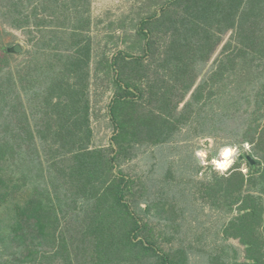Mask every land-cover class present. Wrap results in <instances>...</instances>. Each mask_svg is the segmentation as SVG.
Segmentation results:
<instances>
[{
	"label": "trees",
	"instance_id": "obj_1",
	"mask_svg": "<svg viewBox=\"0 0 264 264\" xmlns=\"http://www.w3.org/2000/svg\"><path fill=\"white\" fill-rule=\"evenodd\" d=\"M96 1L0 0V264H189L184 246L158 247L149 220L160 216L175 230L184 208L148 199L150 182L125 161L138 147L174 141L196 115L209 121L218 91L236 111L252 108L230 144L250 143L257 164L237 158L202 183L203 198L236 211L223 236L243 250L233 259L223 250L209 264H264V71L252 67L264 60V0H165L139 20L141 53L111 56L91 36L101 22ZM229 29L236 39L197 83ZM5 32L27 48L9 51ZM104 72L115 85V147L107 148L94 143L89 96Z\"/></svg>",
	"mask_w": 264,
	"mask_h": 264
},
{
	"label": "rangeland",
	"instance_id": "obj_2",
	"mask_svg": "<svg viewBox=\"0 0 264 264\" xmlns=\"http://www.w3.org/2000/svg\"><path fill=\"white\" fill-rule=\"evenodd\" d=\"M163 1L165 0L96 1L94 13L97 17L96 20L101 19V22L99 25L94 24V30L91 33V36H95L93 37L95 48L103 50L104 46H107V53L110 56L119 50L134 55L140 54L144 46V39L137 32L139 20L142 16L160 8ZM15 33L5 32L2 38L3 43L6 45L12 43L11 46L20 43L26 49L27 44L21 36L20 38ZM235 37L233 30L229 29L222 39H219L220 41L217 42L211 59L206 62L197 83L204 78L205 72L214 66V60L221 54L222 47L227 40L229 38L236 39ZM19 57L16 55L10 58L8 64L15 65L22 58ZM252 67L260 74L261 71H264V60L255 61ZM112 78L111 72H104L92 80L89 91L92 107L91 119L95 131L94 143L106 148L111 145L115 147L112 141L115 124L111 120L110 113V103L114 98L115 91ZM231 85L233 90L237 86V84ZM208 87L211 91H216L219 88L217 85L215 89L212 85ZM226 93L223 92L222 94L225 95L222 96L218 91L209 99V113L213 112L209 121L197 118L198 115H196L188 124L182 125L180 131L174 136V141L157 146L138 147L135 150L137 154L133 156V159L125 161V167H133L132 172L136 178L140 177L146 181L148 186L151 185L149 189L147 187L145 190L148 193V199H169L180 209L184 208L179 219L180 225L175 230L167 228L160 216L153 214L149 220H153L154 230L158 234V236L156 235L158 247L168 251L184 246L189 251V264H209V257L223 253V250L231 258L234 252H237L240 257L243 256V250L239 246L238 240H227L223 236L225 225L236 215V211L229 212L227 208L223 207L220 200L205 199L200 193L202 183L211 176V170L217 171L212 161L219 158L218 154L223 148L236 147L238 155L235 160L243 151L250 153L252 149L248 142L245 143L247 147L244 150H241L237 145L230 144L246 127V123L251 117L252 108L248 110L243 106L239 112L236 111V105ZM189 97L190 94L186 96V100ZM184 102H181L180 108ZM208 133L213 134L208 135ZM197 152H204L205 156L198 157ZM241 169L247 173L246 162L241 165ZM226 172L228 171L224 173ZM143 203L146 204L147 201L144 200ZM49 261L52 260L46 259V262ZM60 261L62 262L61 259Z\"/></svg>",
	"mask_w": 264,
	"mask_h": 264
},
{
	"label": "clouds",
	"instance_id": "obj_3",
	"mask_svg": "<svg viewBox=\"0 0 264 264\" xmlns=\"http://www.w3.org/2000/svg\"><path fill=\"white\" fill-rule=\"evenodd\" d=\"M247 145H245V148ZM198 157L205 156L204 152H197ZM219 158L214 159L212 164L215 166V169L223 174L225 171H229L232 168L235 158L238 155V149L236 147H225L219 152ZM243 171V170H242ZM244 172V171H243Z\"/></svg>",
	"mask_w": 264,
	"mask_h": 264
},
{
	"label": "water",
	"instance_id": "obj_4",
	"mask_svg": "<svg viewBox=\"0 0 264 264\" xmlns=\"http://www.w3.org/2000/svg\"><path fill=\"white\" fill-rule=\"evenodd\" d=\"M8 50L18 54V53L22 52L23 47H22V45L20 43H16V44L8 47ZM242 158L247 159V161L253 166H255L257 164V160L250 153H248L247 151H243L239 155V159H242Z\"/></svg>",
	"mask_w": 264,
	"mask_h": 264
}]
</instances>
